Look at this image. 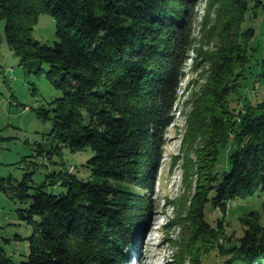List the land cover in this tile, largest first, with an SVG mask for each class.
<instances>
[{
    "label": "trees",
    "instance_id": "trees-1",
    "mask_svg": "<svg viewBox=\"0 0 264 264\" xmlns=\"http://www.w3.org/2000/svg\"><path fill=\"white\" fill-rule=\"evenodd\" d=\"M197 1L0 0V21L11 51L26 73L44 74L62 93L51 101V117L47 110L38 112L52 121L54 139L71 152L90 148L93 155L85 165L93 177L135 187L132 192L58 172L47 178L66 193L55 195L44 190L46 183L32 187L29 173L21 181L0 177L2 191L29 203L17 210L19 219L34 228L21 264H134L130 251L151 207L148 193L162 160L164 134L174 119ZM208 6L200 26L213 41L211 52L203 55L208 78L184 138L200 139L187 226L196 230L198 243L218 242L220 264H264L259 214L241 220L246 227L240 237L224 241L222 221L213 226L204 219L209 202L225 211L234 200L264 192V100L247 102L237 113L228 106L255 34L253 28L241 27L248 10L254 13L263 0H208ZM41 13L56 24L57 40L51 46L33 37ZM229 142L230 168L219 176V149ZM261 211L264 215V201ZM198 248L189 253L195 264ZM0 264H15L1 238Z\"/></svg>",
    "mask_w": 264,
    "mask_h": 264
},
{
    "label": "rangeland",
    "instance_id": "rangeland-1",
    "mask_svg": "<svg viewBox=\"0 0 264 264\" xmlns=\"http://www.w3.org/2000/svg\"><path fill=\"white\" fill-rule=\"evenodd\" d=\"M208 8V0L197 1V20L173 107L174 119L164 134L162 160L155 184L148 193L151 207L136 246L130 251L134 264H195L189 253L195 252L196 247H199L196 253H200L196 264H220V259L215 255L218 242L198 243L199 236H196V230H189L186 218L197 182V155L194 150L200 146V139L190 135L186 140L184 138L190 131L189 114L208 78V64L203 55L208 50L211 52L213 41L200 27ZM254 13L248 10L241 27L243 30L253 28L255 34L247 44V61L236 82L237 85L240 83L238 90L228 98V106L235 108V113L244 110L247 102L253 104L256 100H264V0L263 7ZM212 16L210 12V18ZM37 20L33 37L42 44L53 45L57 40L54 19L49 14L41 13ZM0 62L4 69V73L0 74L1 178L21 181L29 173L32 187L46 183L43 187L45 191L61 195L66 193V189L60 184L50 185V178L47 177L50 173L68 172L78 180L120 186L122 190L135 192L132 185L93 177L85 165L93 155L90 148L71 152L54 139L51 134L52 121L43 120L38 112L47 110L51 117V101L60 98L62 93L49 84L44 74L37 76L26 73L20 59L13 54L5 40L4 21H0ZM31 64L35 66L36 63L31 61ZM43 67L47 69L46 65ZM254 84H258L259 90L251 94ZM231 151V142L219 149L215 168L219 176L229 171L227 158ZM263 201L264 192H257L253 196L232 201L225 211L214 208L209 202L204 209V219L213 226L222 221L225 233L222 241L232 235L238 238L246 227L241 220L252 218L249 216L252 212L260 215V223L264 227ZM28 207L29 203H21L0 189L1 246L15 264L26 261L28 238L34 234L33 225L18 217L17 210Z\"/></svg>",
    "mask_w": 264,
    "mask_h": 264
},
{
    "label": "built area",
    "instance_id": "built-area-1",
    "mask_svg": "<svg viewBox=\"0 0 264 264\" xmlns=\"http://www.w3.org/2000/svg\"><path fill=\"white\" fill-rule=\"evenodd\" d=\"M0 74H2V69H1V67H0ZM258 90H259V86H258V84H256V85L254 86V88L251 90V92H252L253 94H256V93L258 92Z\"/></svg>",
    "mask_w": 264,
    "mask_h": 264
},
{
    "label": "crops",
    "instance_id": "crops-1",
    "mask_svg": "<svg viewBox=\"0 0 264 264\" xmlns=\"http://www.w3.org/2000/svg\"><path fill=\"white\" fill-rule=\"evenodd\" d=\"M0 67H1V69H2V73H4V69H3V67L1 66V62H0Z\"/></svg>",
    "mask_w": 264,
    "mask_h": 264
}]
</instances>
